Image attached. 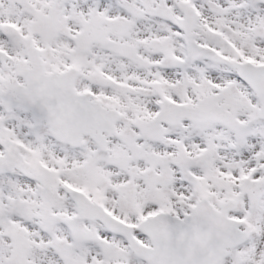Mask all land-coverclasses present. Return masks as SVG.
Listing matches in <instances>:
<instances>
[{
  "label": "snow or ice",
  "instance_id": "obj_1",
  "mask_svg": "<svg viewBox=\"0 0 264 264\" xmlns=\"http://www.w3.org/2000/svg\"><path fill=\"white\" fill-rule=\"evenodd\" d=\"M0 264H264V0H0Z\"/></svg>",
  "mask_w": 264,
  "mask_h": 264
}]
</instances>
